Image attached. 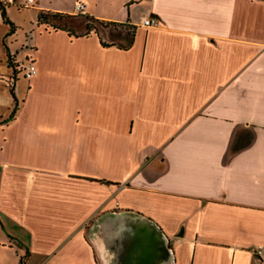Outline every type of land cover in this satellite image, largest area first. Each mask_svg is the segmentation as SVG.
Instances as JSON below:
<instances>
[{"label": "crops", "instance_id": "obj_1", "mask_svg": "<svg viewBox=\"0 0 264 264\" xmlns=\"http://www.w3.org/2000/svg\"><path fill=\"white\" fill-rule=\"evenodd\" d=\"M36 1L108 23L6 22L0 264H264V0Z\"/></svg>", "mask_w": 264, "mask_h": 264}, {"label": "rangeland", "instance_id": "obj_2", "mask_svg": "<svg viewBox=\"0 0 264 264\" xmlns=\"http://www.w3.org/2000/svg\"><path fill=\"white\" fill-rule=\"evenodd\" d=\"M77 0H44L43 3L49 5L50 7H60L71 4L72 2ZM102 1V0H101ZM8 10L10 11L7 14L11 20H13L16 24L15 32H12V38H9V42L11 43L14 49H21L23 43L26 42V38H28L31 34H35L37 30L42 29L41 25L37 23L38 9H37V1H34L30 5H21L20 7L16 3H8ZM96 23L95 21H93ZM9 25L4 21L1 11H0V70H6V57L5 48L1 42V39L4 33L8 30ZM44 29V28H43ZM28 36V37H27ZM25 47V46H24ZM5 77H1L0 79H4ZM2 95L0 96L2 99L8 94V91L11 90L10 83L7 80L2 82ZM21 91V88H19Z\"/></svg>", "mask_w": 264, "mask_h": 264}, {"label": "trees", "instance_id": "obj_3", "mask_svg": "<svg viewBox=\"0 0 264 264\" xmlns=\"http://www.w3.org/2000/svg\"><path fill=\"white\" fill-rule=\"evenodd\" d=\"M0 9L2 16L6 22L10 24V30L8 33H12L15 30V24L10 19V17L7 15V10L2 2L0 0ZM97 21L102 24H106L105 20H102L100 18H97L95 16H91L90 14H74L70 12L65 11H59V10H51V9H41L38 13V23H45L49 27L53 28H65L69 30L70 32H75V28L78 27H85V32L89 33L92 30H98V25L94 23ZM23 260L21 259V264H23Z\"/></svg>", "mask_w": 264, "mask_h": 264}, {"label": "built area", "instance_id": "obj_4", "mask_svg": "<svg viewBox=\"0 0 264 264\" xmlns=\"http://www.w3.org/2000/svg\"><path fill=\"white\" fill-rule=\"evenodd\" d=\"M36 0H6L7 3H16L18 5H30ZM86 10V4L83 1H78L76 4V11L79 13H84ZM143 23L147 25H156L159 23V20L155 17L148 16L143 18ZM36 65L31 63L27 70L26 75L30 76L31 74L36 72ZM12 82V81H11ZM257 255L264 260V246H259L255 249Z\"/></svg>", "mask_w": 264, "mask_h": 264}]
</instances>
